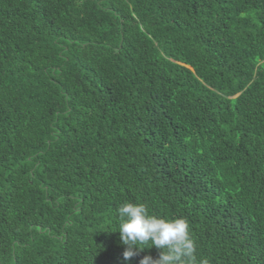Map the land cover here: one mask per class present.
<instances>
[{"label": "trees", "instance_id": "16d2710c", "mask_svg": "<svg viewBox=\"0 0 264 264\" xmlns=\"http://www.w3.org/2000/svg\"><path fill=\"white\" fill-rule=\"evenodd\" d=\"M126 202L264 264V0H0V264L158 258Z\"/></svg>", "mask_w": 264, "mask_h": 264}, {"label": "clouds", "instance_id": "9594fccd", "mask_svg": "<svg viewBox=\"0 0 264 264\" xmlns=\"http://www.w3.org/2000/svg\"><path fill=\"white\" fill-rule=\"evenodd\" d=\"M118 232L128 262L146 248L156 247L159 257L145 255L139 264H208L196 258V244L184 218H161L148 213L144 204L126 202L119 206Z\"/></svg>", "mask_w": 264, "mask_h": 264}]
</instances>
